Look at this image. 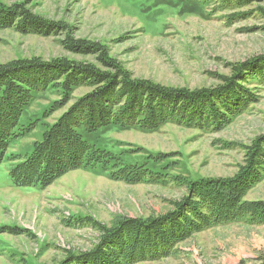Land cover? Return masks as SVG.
I'll use <instances>...</instances> for the list:
<instances>
[{"label": "rangeland", "instance_id": "obj_1", "mask_svg": "<svg viewBox=\"0 0 264 264\" xmlns=\"http://www.w3.org/2000/svg\"><path fill=\"white\" fill-rule=\"evenodd\" d=\"M0 1L66 29L48 37L0 30V65L32 58L96 65L102 54L130 79L196 89L214 87L232 69L264 55V0L225 9L219 8L222 0ZM68 37L98 45L99 54L67 52L62 40ZM250 89L256 101L215 131L171 122L155 131L78 130L87 146L112 151L125 163L161 155L167 162L151 170L168 165L164 171L171 181L115 180L110 166H101L67 171L44 188L15 186L10 171L45 143L53 124L88 88L52 84L34 93L0 163V264H56L67 254L91 249L98 227L166 212L184 192L174 179L232 177L264 135V88L252 83ZM262 175L245 200L264 201ZM246 221L247 216L196 231L172 253L133 264H263L264 224Z\"/></svg>", "mask_w": 264, "mask_h": 264}, {"label": "trees", "instance_id": "obj_2", "mask_svg": "<svg viewBox=\"0 0 264 264\" xmlns=\"http://www.w3.org/2000/svg\"><path fill=\"white\" fill-rule=\"evenodd\" d=\"M254 1L259 0H222L219 8L240 7ZM46 22L25 8L0 1V30L41 37L66 30L58 23ZM62 44L73 55L99 54L96 44L74 42L70 37L62 40ZM96 60L98 64L94 65L67 59L32 58L0 65V163L34 93L52 84H59L63 90L88 88L53 124L45 143H38L27 159L10 171L15 186L44 188L67 171H96L102 169L101 166L106 170L110 166L109 175L115 180L171 181L174 177L164 171L168 165L159 167L160 172L151 170L167 162L161 155H146L142 161L125 163L113 156L112 151L87 146L78 130L93 133L113 126L155 131L171 122L215 131L256 101L250 89L252 83L262 84L264 88V55L232 69L231 76L220 77L216 86L196 89L130 79L124 69L102 54ZM61 101L67 102V97ZM244 160L229 178L174 179L172 182L180 185L184 192L171 201V208L166 212L149 219L123 218L111 227H98L100 236L91 249L67 254L56 264H133L137 260L170 254L175 244L205 228L246 216V222L264 224V201L244 198L264 173V135L246 153Z\"/></svg>", "mask_w": 264, "mask_h": 264}]
</instances>
